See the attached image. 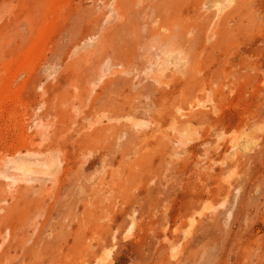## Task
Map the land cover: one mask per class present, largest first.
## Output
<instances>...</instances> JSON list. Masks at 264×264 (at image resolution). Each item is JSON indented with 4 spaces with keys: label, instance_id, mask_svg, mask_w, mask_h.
<instances>
[{
    "label": "rangeland",
    "instance_id": "1",
    "mask_svg": "<svg viewBox=\"0 0 264 264\" xmlns=\"http://www.w3.org/2000/svg\"><path fill=\"white\" fill-rule=\"evenodd\" d=\"M0 264H264V0H0Z\"/></svg>",
    "mask_w": 264,
    "mask_h": 264
}]
</instances>
